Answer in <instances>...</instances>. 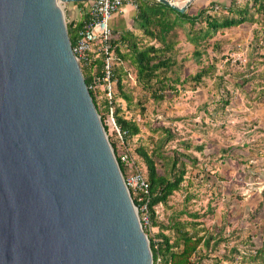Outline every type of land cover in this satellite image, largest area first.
Returning <instances> with one entry per match:
<instances>
[{"label":"water","instance_id":"water-1","mask_svg":"<svg viewBox=\"0 0 264 264\" xmlns=\"http://www.w3.org/2000/svg\"><path fill=\"white\" fill-rule=\"evenodd\" d=\"M91 1L0 0V264H153L61 7Z\"/></svg>","mask_w":264,"mask_h":264},{"label":"rangeland","instance_id":"rangeland-1","mask_svg":"<svg viewBox=\"0 0 264 264\" xmlns=\"http://www.w3.org/2000/svg\"><path fill=\"white\" fill-rule=\"evenodd\" d=\"M224 1L196 0L191 13ZM174 2L182 7L187 0ZM64 15L68 23L69 15L65 11ZM120 21L125 26V19L121 17ZM259 29L257 40L242 27L219 32L202 47L199 64L193 56L194 47L186 40V29L179 28L178 64L168 73L172 79L179 76V82L176 90L160 102L148 98L136 84L129 63L123 67L131 75L125 85L134 103L142 96L148 100L145 111L138 105L126 112L142 129L141 136L130 144L134 157L133 145L138 139L152 146L168 129L174 139L165 145L164 152L172 157L177 151L198 160L195 166L186 162L183 191L175 193L167 206L157 207L159 219L165 224L191 223L196 220L190 215L200 216L195 223L207 230L201 235L212 240L208 248L200 246L201 259L194 264L262 262L254 258L264 239V29ZM206 69L211 71L208 77L199 84L192 80ZM223 99L229 104L224 106ZM117 101L127 107L121 99ZM111 119L104 115V125L119 156L125 148ZM184 143L191 145L190 150ZM138 165L145 170L140 160ZM156 232L157 228L153 235Z\"/></svg>","mask_w":264,"mask_h":264},{"label":"trees","instance_id":"trees-1","mask_svg":"<svg viewBox=\"0 0 264 264\" xmlns=\"http://www.w3.org/2000/svg\"><path fill=\"white\" fill-rule=\"evenodd\" d=\"M170 1L174 2V0ZM135 2L137 8L131 18V28L113 31L110 40V47L115 57L113 70L116 82L112 106L115 124L120 130L124 144V153L118 156L116 145L110 143L124 178L127 179L140 172L149 185V193L145 196L144 202L148 206L150 221L148 225L143 224V228L149 237L154 261L161 258L163 264H194L196 259H201L200 246L204 245L208 248L212 240L208 235H201L202 231L207 230L200 228L199 223H195L200 216L190 215V218L196 220L191 223L171 221L165 224L159 219L157 207L167 206L175 193L183 191L187 175L186 162L195 166L198 160L177 151L172 157L164 152L165 145L174 139L168 129L164 130L163 137L152 146L141 143V139H138V143L133 145L136 155L134 157L130 151V144L135 137L141 136L142 129L136 119L128 118L126 112L138 105L142 106L141 111H145L143 107L148 100L142 96L134 103L132 92L127 91L125 85V79L131 75L123 67L125 63L133 67L136 84L148 98L155 102L165 100L171 91L176 90L175 84L179 82V76L176 79L168 77V73L178 64L176 59L180 44L178 29H186V40L194 47L193 56L200 64L202 47L219 32L242 27L257 40L260 33L258 27L259 30L264 29V0H225L219 6L212 3L199 8L195 13H191V8L196 0L184 13L157 0H135ZM83 25L84 22L67 23L72 46L75 45L78 32ZM102 64V59L97 58L88 66H82L88 86L95 76L100 75ZM118 67L119 72H117ZM210 73V69H206L197 73L192 80L199 84L202 78L208 77ZM90 93L104 124V115L106 116L110 109L104 87H99L95 91L90 90ZM118 99L126 104L125 109L118 103ZM221 102H224V106L229 104L225 99ZM104 128L108 132L105 125ZM184 148L190 150L191 145L184 143ZM197 149L202 151L203 147ZM125 154L129 156L128 162L123 160ZM139 160L144 165V171L139 168ZM132 198L134 203L140 206L133 195ZM155 228L157 232L153 235ZM254 258L262 259V262L257 264H264V239L262 247L256 249Z\"/></svg>","mask_w":264,"mask_h":264},{"label":"built area","instance_id":"built-area-1","mask_svg":"<svg viewBox=\"0 0 264 264\" xmlns=\"http://www.w3.org/2000/svg\"><path fill=\"white\" fill-rule=\"evenodd\" d=\"M126 5L134 9L137 8L135 0H94L89 10L88 19L79 30L76 43L72 46L81 69L82 66H88L94 59H102L103 64L101 73L99 76L93 78L88 89L95 91V89L99 87H104L110 104L108 115L111 116V120L119 134L120 130L115 124L114 108L112 106L116 93V82L114 80L113 70L115 57L110 47V40L113 36V29L111 27L112 19L120 13ZM123 160L128 162L129 156L125 154ZM125 182L131 197L133 195L140 204V206H137V211L139 216L141 214L140 219L142 225H148L150 215L147 203L144 201L145 196L149 193V185L144 175L137 172L125 179ZM153 264L163 263L161 258H157L155 261L153 260Z\"/></svg>","mask_w":264,"mask_h":264},{"label":"crops","instance_id":"crops-1","mask_svg":"<svg viewBox=\"0 0 264 264\" xmlns=\"http://www.w3.org/2000/svg\"><path fill=\"white\" fill-rule=\"evenodd\" d=\"M93 1L86 2V3H80L77 4H66L64 5V11L68 13L69 15V21L68 22H85L88 19L89 16V10L92 6ZM135 13V9L129 5H126L123 10L118 13L111 22V27L114 31L116 30H125L130 29L131 25V18L133 17ZM125 19V26H122V22L120 21V18ZM118 28V29H117Z\"/></svg>","mask_w":264,"mask_h":264},{"label":"bare ground","instance_id":"bare-ground-1","mask_svg":"<svg viewBox=\"0 0 264 264\" xmlns=\"http://www.w3.org/2000/svg\"><path fill=\"white\" fill-rule=\"evenodd\" d=\"M179 4V3H178Z\"/></svg>","mask_w":264,"mask_h":264}]
</instances>
